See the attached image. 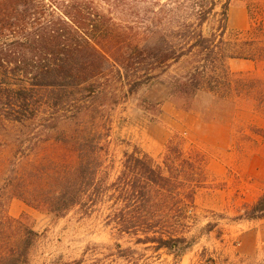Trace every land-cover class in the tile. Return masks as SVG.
<instances>
[{
  "label": "trees",
  "instance_id": "trees-1",
  "mask_svg": "<svg viewBox=\"0 0 264 264\" xmlns=\"http://www.w3.org/2000/svg\"><path fill=\"white\" fill-rule=\"evenodd\" d=\"M231 1L0 0V130L15 132L18 148L0 190L55 217L107 205L106 224L136 244L175 257L190 249L204 160L169 140L158 159L136 147L124 152L108 179L110 112L166 74L172 98L205 93L218 112L246 106L264 116V19L232 42ZM101 2L126 11L128 21L117 22ZM230 59L259 66L232 72ZM179 63V72L168 73ZM144 104L159 114L157 104ZM1 194L0 264H29L38 235L6 214ZM244 217H264V194Z\"/></svg>",
  "mask_w": 264,
  "mask_h": 264
},
{
  "label": "rangeland",
  "instance_id": "rangeland-1",
  "mask_svg": "<svg viewBox=\"0 0 264 264\" xmlns=\"http://www.w3.org/2000/svg\"><path fill=\"white\" fill-rule=\"evenodd\" d=\"M100 6L117 22L128 21V13L120 7L103 2ZM226 14V38L240 44L245 36L238 34L245 35L251 26L258 29L264 19V0H232ZM181 63L171 66L168 73L179 72ZM258 66L248 61L241 64V71ZM228 67L238 72L230 62ZM166 78L165 74L143 84L111 110L104 170L108 179L113 178L123 153L134 147L158 159L169 140L180 142L187 153H199L204 160V182L195 195L188 234L194 239L192 247L175 257L136 244L135 237L106 224L107 205L89 214L74 208L55 217L0 190L6 214L21 217L38 235L29 250V264H264V217H244L245 209L264 194V116L246 106L229 114L222 106L218 112L205 93L191 101L172 98ZM144 102L157 104L159 114L146 112ZM14 135L0 130V185L2 169L9 160L13 167L15 160L11 157L18 149Z\"/></svg>",
  "mask_w": 264,
  "mask_h": 264
},
{
  "label": "crops",
  "instance_id": "crops-1",
  "mask_svg": "<svg viewBox=\"0 0 264 264\" xmlns=\"http://www.w3.org/2000/svg\"><path fill=\"white\" fill-rule=\"evenodd\" d=\"M228 62H230L231 66H235V68L237 66L236 70L241 71V64L243 65L245 62H248V60L230 59Z\"/></svg>",
  "mask_w": 264,
  "mask_h": 264
}]
</instances>
